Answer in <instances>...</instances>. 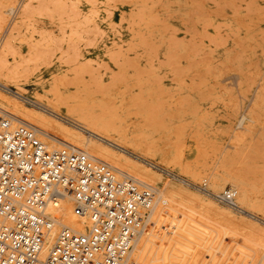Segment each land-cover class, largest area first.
<instances>
[{
    "label": "rangeland",
    "instance_id": "obj_1",
    "mask_svg": "<svg viewBox=\"0 0 264 264\" xmlns=\"http://www.w3.org/2000/svg\"><path fill=\"white\" fill-rule=\"evenodd\" d=\"M16 1L14 6L20 0ZM53 1L43 2L45 3V9L48 3H55ZM77 1H72L71 4L77 6L71 5V8L74 11H79V14L76 11L75 14L71 11L72 9H69L70 3L67 0L65 1L67 3L64 2L66 7L62 6L63 2H60L61 6L57 5L59 2L53 5L56 9L57 7L58 9L61 8L60 10L57 9L58 11L55 9V13H53L52 4H49L46 13H43L41 9L43 7H40L31 16L32 19L29 18L28 22H25L26 28L25 24L20 27L21 32L19 34L23 32L24 34L22 35L23 38L19 35L20 37L15 40V50L21 54V57L15 51L14 58L10 56L9 60L19 61L20 58H27L28 60V57H30L28 55L33 54L36 48L39 57L45 54L48 57L45 55L46 59L43 57L41 59L37 56V62L35 54L33 59L30 58L31 60L35 59L36 64L31 63L30 60L26 61L25 64L33 69L29 71L31 69L26 67L27 70L29 69V77L25 80L23 78L22 81H25L23 86L26 92L29 94L40 92V84L48 85L56 74L72 69L79 62H85L88 58L91 65L88 62L85 64L90 65V68L100 66L101 63L103 67L98 66L99 71L96 68L97 75L90 68L85 70L87 66L79 63L85 68L79 66L80 69H84L86 72L90 71L96 77H100L102 73L104 74L100 79L105 80L104 83H107L108 90L106 89L105 94L97 92L95 96L100 97V100H105V103L110 101L121 108L122 111L121 109L120 111L125 119L124 123L131 130L133 129L134 133L148 136L153 142L156 141L157 145L154 142L155 147L164 149L169 153L180 154L184 162L188 160L190 161L188 163H194V161L202 164L206 163L205 174L218 173L224 176L223 173L228 170H223L224 168L217 161L218 148L221 146L220 149L225 151H234L236 144L233 136L247 129L243 139L244 143H239L237 147L239 155H237L233 171H243L242 173H245L244 180L249 185L253 201L257 205L260 204L256 207L258 210L254 208L255 210L252 211L255 212L256 219L250 220H255L252 226L248 220V227L245 224L238 223L239 221H228L222 214L216 212L215 214L210 209L209 211L207 209L200 212L194 211L193 215L200 220V233L198 234L199 245L193 251L191 257L192 264H264V229H262L264 228V99H261L264 98V87H262V85L264 86V0ZM62 9L66 13L70 11L72 14L74 13L72 17L70 12L71 20L64 17L66 14H64L65 12L62 13ZM89 9H91V13L89 12L91 16L86 15ZM37 11L40 12L39 15H37ZM48 12L52 13L48 14ZM92 13H94V16ZM95 13H97L96 18ZM54 14L59 15L55 16ZM54 16L55 18L52 19L51 17ZM60 16L62 19L65 18L66 21L63 19L62 22ZM8 17L11 16H7V22L9 23L10 18ZM56 17H58V20ZM80 17L83 21L78 20ZM82 17L86 19L84 20ZM19 18L20 16L17 19L19 20ZM131 18L133 19L131 20ZM87 19H89L88 23L86 22ZM18 20L15 21L17 24L19 23ZM133 20L136 21L134 24L131 23ZM67 21L70 24L69 26ZM79 21L82 25H79ZM7 22L4 25L5 28L8 26ZM76 22H79V24ZM84 22L89 26L85 25ZM91 22H94V25H90ZM27 24L30 26H27ZM14 26H17L16 23L15 25L12 24V32ZM4 27L0 32L1 35L5 31ZM94 27L98 30L95 31ZM101 28L103 32L99 31ZM90 30L92 34L96 35L95 38H93L94 34L92 35ZM98 32L102 33V37L100 34V37H98ZM44 34H47L46 39ZM39 39L43 40L40 41ZM46 40L49 41L46 42ZM33 42L39 46H27V44ZM113 43L114 45H112ZM44 44H46V47ZM130 44H133V46ZM71 46H73L72 48L75 47V50L78 48V51L72 50ZM59 48L60 50L57 51ZM27 49H29V52ZM66 49L69 51L66 52ZM109 50L112 52L111 55L114 54L113 57L110 56ZM46 51L49 53L54 52L53 56L51 54L49 56ZM63 51L68 57L69 54L71 55L69 59L74 63H66L68 57L64 58L66 55ZM70 51L79 53L77 56L78 61L75 56L77 54ZM27 52L28 55L26 56ZM59 52L64 53L61 58H64L65 62H62L63 60L58 57L62 54H58ZM116 53L120 56L118 57V54L116 56ZM56 54L57 56H55ZM43 59L44 61H42ZM14 61L10 63H14ZM90 61H93V63ZM43 62L51 64L46 65ZM39 63H43V65H39ZM36 67H39L38 70ZM58 67L62 68L61 71ZM75 67L74 69L78 66ZM86 72L87 76L85 74L84 76L89 78V73ZM116 73L122 76L119 75L121 82L118 81ZM115 77L118 80L114 79ZM109 79L113 82L110 83ZM37 82H39V85ZM34 89L36 90L34 91ZM70 90H73V88H70ZM256 94L263 96H257V98ZM132 95L143 98L140 97L139 101L136 97L133 98ZM132 99L138 101L135 102L136 100L133 101ZM261 100L263 101L261 102ZM251 107H255L252 108L255 109L254 112L250 109ZM255 112L258 115L257 117ZM252 114L255 119H252L254 117ZM238 123L239 125H237ZM205 149H212V152ZM209 153H211V157H209ZM146 159L153 164H157L155 166L163 172L166 183L168 181L170 183L175 182L176 179L180 178L188 179L192 187H195L194 189L198 192V187L205 188L215 194H221L222 190L232 191L231 179L227 175H225L227 181H225L223 189L216 191L211 188L209 182L207 184L203 181L202 177H193L185 173L177 162L170 158L168 160V157H161L160 154L154 153L153 156ZM248 172H251L252 175H249ZM199 193H203V191ZM218 204L223 205L219 202ZM257 227L260 229H257ZM261 230L263 233H261Z\"/></svg>",
    "mask_w": 264,
    "mask_h": 264
},
{
    "label": "bare ground",
    "instance_id": "obj_2",
    "mask_svg": "<svg viewBox=\"0 0 264 264\" xmlns=\"http://www.w3.org/2000/svg\"><path fill=\"white\" fill-rule=\"evenodd\" d=\"M15 1L16 0H0V32L3 29L5 23L7 22V16L8 15L11 16V17H8V18H10V22L9 23L7 22L8 26L6 28L4 27L5 31L3 30L4 32L2 35L0 33V35H1V38H0V109L12 114L16 122H19V123L23 122V123H28V124L34 125L37 128H39L40 130H42L43 132H45L49 138V141L47 143L51 148H58L59 146L64 145L66 143L72 144V145L76 146L77 148H80V149L88 152L89 154H91L95 158L112 165L114 168H116V170L119 173L123 172V173L129 174V175L137 178L138 180H140L143 184L151 185V186L156 187L158 189L157 206H156V212H155V215L153 218V225L151 226L149 231L139 240V242H138L137 246L135 247V249L133 250L127 264H192V257L191 256H192L193 251L199 245L198 234L200 233V228H199L200 220L196 216L193 215L194 211L200 212L203 209H207V211H209V209H210L211 212L214 211V213L216 212L217 214L218 213L222 214L228 221H234V222L239 221L238 223H240V224L242 223L245 225H247L251 219H256V215H254L255 212L253 213L252 211L255 210L254 208L259 206L260 204L257 205L255 203V201H253V196L251 194V190L249 188V185H248L247 181L244 180L245 179V175H244L245 173L243 174L242 173L243 171L242 172L233 171V168L235 169L234 163L237 159V155H239V153H238L239 149L237 147H238L239 143L243 142V139L246 135L247 129L245 131H243L241 133H237L233 136L234 141H235L234 143L236 144V148L234 149V151H232V152L231 151H225L223 149H220L221 146L218 148L217 161L224 168L223 170H228V171H225L223 173L224 176H222L218 173L205 174V171H206V165L205 164L206 163L205 164L197 163V161H194V163H188V162H190L188 160H187V162H184L182 160L183 157L181 158L180 154L169 153V152L165 151L164 149H160L159 147H155L157 145L156 141H154L156 143V145H154V142L148 136L146 137V136H143L141 134L134 133V131H132L133 129L131 130L128 127V125H126L124 123L125 119L121 113V111H122L121 108L112 104L110 101H106V103H105V100H100L101 99L100 97H99L100 98L99 99L95 96L97 92L98 93L101 92L102 94H105V91L108 90L107 89L108 86L106 85L107 83L106 84L104 83L105 80L103 81L102 78L100 79V77H102L104 74L100 71L102 73V75H100V77L99 76L96 77V75H97L96 74V72H97L96 68H98V71H99V69L101 67H103V65L101 66V63H100L101 67L98 64H94L96 66L98 65L100 68L98 66L93 67V65H92L93 68H90L91 64L89 63V61H88L89 58H88V60H86L85 62L84 61L79 62V63L84 64V66L86 65L85 63H87V62L90 64L88 66L86 65L87 67H85L86 68L85 69L83 67V65L82 66H81V64L79 65V63L77 62L78 63L76 65V67L78 66L77 68L73 65L76 69H74V67L73 68L71 67L72 69L66 70V68H65V70H66L65 72L64 71L59 72L55 76L52 74L54 76L53 77L51 75L53 78L51 76H49L52 79H51V81H49L48 85H46V84H40L39 85V82H37L38 85L40 86L39 87L40 92H36V93L34 92L35 94L27 93L25 87L23 86L24 85L23 83L25 81L24 82H22V81H23V78L25 80V78L29 77V71H32L33 69L29 68L27 66L28 64H25V63L28 60H30L31 63L32 62L35 63L39 57L38 56L39 53L37 54V52H36L37 48L35 47L36 49H34V50L36 53L32 49L33 54L30 53L31 55H28L29 49H27L28 52L26 53V56L28 55V56L32 57V59H33L34 55L36 54L35 55L36 56L35 62H34L35 59L31 60L30 57H28V60H27V58H20L19 61H14L15 59L12 60V58H14L13 56L17 52L15 50V48H16L15 47L16 46L15 40L18 39L17 37H20L19 35H21V38H23L22 35L24 34V32L22 34L21 33L19 34V32H21L20 27L24 26V24H25V28H26L25 22L29 18H31V16H33V14H35L36 10H38L40 7H43V8H41L42 12L46 13L47 7L49 6V4L50 5L52 4V6H53L54 4L59 2V4H57V5L61 6L60 2L61 3L63 2L62 3V6H63L64 2L67 0H65V1L64 0L63 1L62 0L61 1H59V0L55 1L54 0L53 2H55V3H51V2L48 3V6L46 7V9H45V3H43V2H48L50 0H48V1L47 0L46 1L45 0H20L18 2V4L16 6H14ZM72 1L68 0V3H70V5L68 4L69 5L68 7L70 10L72 9L71 5H75V4H71V3H73ZM77 2H79V0ZM77 2H74V3H77ZM65 3H67V2H65ZM75 6H77V5H75ZM55 7H57V6H55ZM64 7H66V6L64 5ZM93 7H94V5H93ZM53 8H54V6H53ZM53 8H51V9H53ZM55 9L56 8H54V11L53 10H49V11H53V13H55ZM57 9H58V7H57ZM60 9H58V10H60ZM44 10H46V11H44ZM90 10L91 9H89L88 14H86V15L91 16ZM39 11H37V15L40 14ZM62 11H63V9H62ZM71 11L75 13L76 10L74 11L72 9ZM70 12H67V13H66V11L62 12L66 15L68 14L67 16L64 15L65 18L68 17L67 18L68 20H71L70 15L72 14V12H71V14H70ZM49 13H52V12H48V14ZM74 13L72 14V17L74 16ZM77 14H79V11L77 12ZM96 14L97 13H95V18H96ZM54 15L57 16L59 14H57V15L54 14ZM81 15H82V13H81ZM92 15L94 16V13H92ZM19 16H20V18L18 20L17 18ZM34 16H36V15H34ZM55 16L51 17V18L53 19V18H55ZM77 16H79V15H77ZM83 16L85 17V14ZM75 17H76V15H75ZM84 17H82V18L85 20L86 18H84ZM56 18L58 20V17H56ZM60 18H61V16H60ZM65 18H63V19H65ZM63 19H62V22H63ZM79 19L82 20L81 17L78 18V20ZM132 19L133 18H131V20ZM16 20L19 21L18 24H17V22H15ZM76 20H77V18H76ZM88 20L89 19H87L86 22ZM64 21H66V19ZM92 21H94V20H92ZM79 22L78 23L76 22V23L79 24ZM86 22H84L85 25L88 23V22L87 23ZM134 22H136V21L133 20V22H131V23L134 24ZM15 23L17 26H14L15 28L12 32L11 31L12 30V24L15 25ZM67 23L69 26L70 24L68 21H67ZM70 23H71V21H70ZM72 23H73V21H72ZM93 23L91 22L90 25L91 24L94 25ZM28 24H27V26H30ZM79 25H82V23L80 22ZM88 26H87V28H88ZM131 26H132V24H131ZM90 29H92V28L90 27ZM94 30L97 31L98 28L96 29V27H94ZM23 31H24V29H23ZM99 31L103 32L102 28H101V30L99 29ZM90 32L92 34L91 30H90ZM101 32L100 33L98 32V37H100L102 35ZM99 34H100V36H99ZM46 35L44 36V38L46 37ZM94 36H96V35L94 34L93 38H95ZM52 37H53V35H52ZM45 39H44V43H45ZM48 39H49V37H48ZM42 40H40V41H42ZM47 41H49V40H46V42ZM24 42H26V41H24ZM35 42H36V40H35ZM28 45L39 46V45H37V43L35 44L34 42L27 44V46ZM44 45L46 47V44H44ZM112 45H114V43ZM112 45H111V48H112ZM130 45L133 46V44H130ZM40 46H42V45H40ZM115 46L118 47L117 45H115ZM28 47H31V46H28ZM67 47L69 48L68 45H67ZM72 47L73 46H71L70 48H72ZM47 48H44V49H47ZM60 48H61V46H60ZM60 48L57 49V51H59ZM74 48H72V50H75ZM109 48H110V46H109ZM38 49H40V48L38 47ZM48 49H50V48H48ZM120 49H122V48L120 47ZM30 50H31V48H30ZM65 51L67 52L69 50L66 49ZM65 51H63V52L65 53ZM75 51H78V48ZM118 51H120V50H118ZM46 52H48V51H46ZM63 52L58 53V54L62 53L61 55L58 56L59 58H61V56L64 54ZM70 52L73 53L74 51H70ZM120 52H123V51H120ZM53 53L48 52L49 56H50V54L52 55ZM111 53L112 52L110 51V56L114 55V54L111 55ZM16 54H20V53L17 52ZM73 54H77V55H75L76 59H77V56L79 53L76 52ZM117 54L118 53H116V56H117ZM45 55H43L39 58L42 59V57H43L46 59L47 55H46V57H44ZM65 55H66V53H65ZM10 56H12L11 60L14 61V63H10V62H12L9 60ZM16 56H18V55H16ZM55 56H57V54ZM70 56L71 55L69 54V57L67 55H66V57H64V58L68 57V59L66 60V61H68V62H66L68 64H71L70 62H73L69 59ZM119 56L120 55L118 54V57ZM20 57H21V54H20ZM58 57H57V59H58ZM64 58L63 59L61 58L63 60L62 62H65ZM49 59H50V57H49ZM76 59H74V61H76ZM55 60H56V58H55ZM42 61H44V59ZM48 61L49 60L47 59V62ZM77 61H78V59H77ZM116 61H117V57H116ZM52 62H53V60H52ZM90 62L93 63V61H90ZM43 63H41V64L43 65ZM41 64L39 63V65H41ZM44 64H46V63H44ZM48 64L50 65L51 63H48ZM48 64H46V65H48ZM57 64H59V63H57ZM63 64L65 65V63H63ZM33 65H31V66H33ZM79 66H80V68L83 67L85 70H87V68L92 69L91 71L92 72L95 71L94 74H96V75L92 74V72H90V71L86 72L84 69H80ZM130 66H132V65H130ZM26 67H28L31 70L28 69L29 70L28 71L26 69ZM39 67H36V69ZM44 67H43V69H44ZM67 67H68V65H67ZM58 68H60V67H58ZM61 69L62 68H60V71H61ZM105 70H106V68H105ZM85 72L89 73L88 76H90V77L89 78L87 77L88 79L84 76ZM33 73H34V71H33ZM85 75L87 76V74H85ZM119 75L116 73V76H118L117 77L118 79L120 77H122L121 75L119 77ZM109 76H111V75H109ZM37 77H38V75H37ZM117 78L115 77L114 79L118 80ZM111 79H109L110 83L112 81ZM33 81H32V83H33ZM38 81H40V80L38 79ZM118 81L121 82L120 79ZM26 82H28V81H26ZM40 82L42 83V81H40ZM123 82H125V81L123 80ZM110 83H108V84H110ZM115 83H117V82H115ZM112 84L114 85V83H112ZM110 86H111V84H110ZM139 87H141V86H139ZM150 87H152V86H150ZM262 87H264V86L262 85ZM70 88H73V90H70ZM109 88H112V87H109ZM35 90L36 89H34V91ZM138 90H140V89H138ZM263 90H264V88H263ZM30 91H32V90H30ZM263 95H264V93H263ZM263 95L259 96L256 94V97L257 96L262 97ZM99 96L104 97L105 95H99ZM135 97L136 96L134 95L133 98H135ZM140 97L141 96H139V98H137V97L136 98L139 100ZM141 98H143V97H141ZM137 99H134V100H136L135 102L138 101ZM261 99H264V98H261ZM133 101H132V104L134 103ZM262 101L263 100H261V102ZM120 102H122V101H120ZM257 102H259V101H257ZM138 103L140 104V102H138ZM120 104H122V103H120ZM149 105H147V106H149ZM256 106H257V104H256ZM129 108H130V106H129ZM252 108H255V107H251L250 109H252ZM120 109H121V111H120ZM252 110H250V111L252 112ZM254 110H253V112H254ZM255 116L256 117L258 116V115H256V112H255ZM255 116L252 117V119L253 118L255 119ZM244 118H246V117H244ZM148 121H149V119H148ZM237 125H239V123ZM216 146H219V145H216ZM160 147H162V146H160ZM212 149H207V150L205 149V150L211 151ZM215 149H217V148H215ZM206 151H205V153H207ZM154 153H157V155L160 154L161 157L162 156L166 157V158L168 157V160L170 158L171 160L177 162L179 164V166H181L182 170L185 173H187L193 177H202V180L207 182V184L209 182L211 188L213 190H216V191L223 189V187L225 186V181H227V178H225L226 177L225 175H227V177H230V179H231V189L234 193L231 190H222L223 192L222 193L220 192L221 194H215V193H212L210 191L209 192L212 194H215V195H222V196H226V197L231 198L232 201L235 203V205H237L241 210L239 211V210L232 208V207L220 205L212 196L208 195L207 193H204V192L199 193L200 190L198 189L199 192L196 191L194 189L195 187L194 188L192 187V184L188 179H180L179 178V179H176L175 182L171 181L172 183H170L168 181V183H166L165 179H164L163 172L161 170L157 169V166H155L157 164L156 163L153 164L152 162H149L146 159L149 156H153ZM210 154L211 153H209V155ZM209 157H211V155ZM252 157H253V155H252ZM191 162H192V160H191ZM250 173H249V175H252ZM246 175H247V173H246ZM256 183H257V181H256ZM203 189H205V188H203ZM254 195H255V193H254ZM258 208H260V207H258ZM51 211L54 213H58L60 216L61 222L65 226L72 228L74 230L83 232L86 225H87L86 219H82V218L74 215L73 204H72V202H70L67 199L60 200L57 204V207L51 208ZM169 211H170V213H169ZM260 214H262V213L260 212ZM253 221H255V220H253ZM253 221H250L251 226L253 225ZM212 224H214V223H212ZM255 225H256V223H255ZM247 226L249 227V225H247ZM257 226H259V225H257ZM252 228H254V227H252ZM255 228H256V226H255ZM258 228L259 227H257V229ZM262 229H264V228H262ZM261 233H263L262 230H261ZM54 234H53V237H54ZM46 250H47V248H46Z\"/></svg>",
    "mask_w": 264,
    "mask_h": 264
},
{
    "label": "built area",
    "instance_id": "obj_3",
    "mask_svg": "<svg viewBox=\"0 0 264 264\" xmlns=\"http://www.w3.org/2000/svg\"><path fill=\"white\" fill-rule=\"evenodd\" d=\"M48 141L0 109V264H127L153 225L158 189L72 144L51 148ZM62 199L86 219L83 232L51 211Z\"/></svg>",
    "mask_w": 264,
    "mask_h": 264
}]
</instances>
